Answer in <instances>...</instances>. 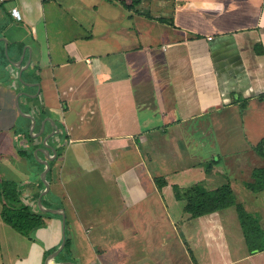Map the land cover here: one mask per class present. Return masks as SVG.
Returning <instances> with one entry per match:
<instances>
[{"label": "crops", "instance_id": "0c3cea01", "mask_svg": "<svg viewBox=\"0 0 264 264\" xmlns=\"http://www.w3.org/2000/svg\"><path fill=\"white\" fill-rule=\"evenodd\" d=\"M138 2L0 0V264H264V0ZM196 184L257 225L190 217Z\"/></svg>", "mask_w": 264, "mask_h": 264}, {"label": "trees", "instance_id": "16d2710c", "mask_svg": "<svg viewBox=\"0 0 264 264\" xmlns=\"http://www.w3.org/2000/svg\"><path fill=\"white\" fill-rule=\"evenodd\" d=\"M138 0H133L135 5ZM140 3V0L139 2ZM262 148L257 151L264 156V142ZM256 181L253 185H249L252 190L258 191L264 188V168L255 174ZM12 195V194H11ZM185 211L190 217H197L206 213H211L229 206L236 205L233 192L228 184L222 185L214 190H206L202 185L196 184L187 191ZM14 204H7L3 208V217L22 233L29 232L38 224L37 214L34 213L30 206L25 205L19 196H12ZM238 215L243 228L251 229L249 225H257L254 220L239 204L236 205ZM248 238V237H247ZM248 240V239H247Z\"/></svg>", "mask_w": 264, "mask_h": 264}, {"label": "rangeland", "instance_id": "374dc122", "mask_svg": "<svg viewBox=\"0 0 264 264\" xmlns=\"http://www.w3.org/2000/svg\"><path fill=\"white\" fill-rule=\"evenodd\" d=\"M211 137H213V136H211V134H210V137H206V138H203V139H201L199 137V139H200L199 141L201 142L202 140H207V139H209ZM183 138H186V137H183ZM179 141H180V143H182L183 142V139H181ZM211 141H213V138H211ZM200 142H195L194 143V145L198 147V149H196V147H195V149L198 150V152L196 150H194L196 152L195 153L196 157L193 160L190 158V156L187 153V152H189V150L192 149V145L190 143H187L186 144V150H183L180 147L182 153L184 154V157H182L181 162H180L181 166L188 167L189 165H191V161H192L193 162V166L195 167V169H196V167L204 168V167L200 166L199 161L202 160V159H206L207 160L208 158H210V160L211 159H217V162L216 161L215 162L210 161L211 162V165L212 164H216V163L217 164L220 163L221 160H218L219 154L214 151V148H217V145H214V144L211 145L210 144L209 147H207L206 144H204L205 145L204 146V149H202L203 143H200ZM178 144L179 143H176V146H179ZM261 144H263V143L253 144V149L258 150L259 148H262V145ZM250 146H252V145L250 144ZM213 152H215L216 154H214ZM213 154L215 155L214 157H213ZM203 162L204 161H202V163ZM203 164L205 165V163H203ZM229 209H230V212L233 213L232 212L233 209L232 208H229ZM249 226H251V228H252L253 225H249ZM251 232L252 231H250L249 233H247L246 236L247 235L248 236L250 235L251 237H254L255 235H257V236L260 235L258 233L257 234L255 233L254 235H251ZM263 245H264V236L262 238H260V239H253L252 238V239L249 240V247H252V248L253 247H261Z\"/></svg>", "mask_w": 264, "mask_h": 264}, {"label": "built area", "instance_id": "2783aa9c", "mask_svg": "<svg viewBox=\"0 0 264 264\" xmlns=\"http://www.w3.org/2000/svg\"><path fill=\"white\" fill-rule=\"evenodd\" d=\"M11 14L13 15V17L17 18V19H21V14L20 11L17 7H13L11 8Z\"/></svg>", "mask_w": 264, "mask_h": 264}]
</instances>
